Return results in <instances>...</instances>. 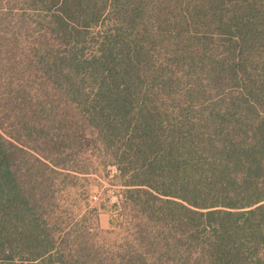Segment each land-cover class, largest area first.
I'll return each mask as SVG.
<instances>
[{
	"label": "trees",
	"instance_id": "16d2710c",
	"mask_svg": "<svg viewBox=\"0 0 264 264\" xmlns=\"http://www.w3.org/2000/svg\"><path fill=\"white\" fill-rule=\"evenodd\" d=\"M0 264H264V0H0Z\"/></svg>",
	"mask_w": 264,
	"mask_h": 264
},
{
	"label": "rangeland",
	"instance_id": "374dc122",
	"mask_svg": "<svg viewBox=\"0 0 264 264\" xmlns=\"http://www.w3.org/2000/svg\"><path fill=\"white\" fill-rule=\"evenodd\" d=\"M113 169L98 172L81 181L77 188L70 192L69 203L75 211L86 207L99 210L98 223L102 230L109 229L110 206L116 202L120 189L111 182Z\"/></svg>",
	"mask_w": 264,
	"mask_h": 264
}]
</instances>
